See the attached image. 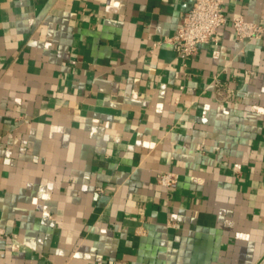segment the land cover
<instances>
[{"label": "crops", "instance_id": "1", "mask_svg": "<svg viewBox=\"0 0 264 264\" xmlns=\"http://www.w3.org/2000/svg\"><path fill=\"white\" fill-rule=\"evenodd\" d=\"M189 6L0 0V264H264V39L229 23L264 0L183 61Z\"/></svg>", "mask_w": 264, "mask_h": 264}, {"label": "built area", "instance_id": "2", "mask_svg": "<svg viewBox=\"0 0 264 264\" xmlns=\"http://www.w3.org/2000/svg\"><path fill=\"white\" fill-rule=\"evenodd\" d=\"M188 1L190 6L180 27L167 41L177 57L183 61L193 57L199 45L215 44L219 28L227 23L222 0ZM229 23L238 43L264 39V23L248 22L241 16L232 17ZM211 86L215 99L219 102H230L234 99L236 91L230 87L224 73L215 75ZM156 184L166 191L173 190L177 187L178 176L172 172L159 173L156 176Z\"/></svg>", "mask_w": 264, "mask_h": 264}]
</instances>
